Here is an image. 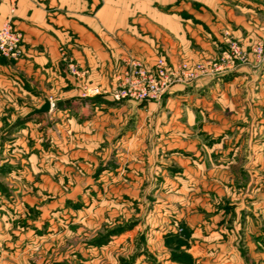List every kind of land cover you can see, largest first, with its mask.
<instances>
[{
  "label": "rangeland",
  "instance_id": "374dc122",
  "mask_svg": "<svg viewBox=\"0 0 264 264\" xmlns=\"http://www.w3.org/2000/svg\"><path fill=\"white\" fill-rule=\"evenodd\" d=\"M3 25L20 34L22 54L0 58L18 62L23 33ZM227 36L209 60L234 48L239 59L231 56L230 71L190 85L230 76L225 88L206 95L211 114L192 105L204 104L203 95L127 104L103 93L84 96V85H96L73 80L76 91H57L46 98L49 112L25 118L44 100L17 90L22 80L13 72L14 83L0 91V264L224 263L223 233L239 224V165L251 162V149L264 159V124L250 122L255 113L241 117L246 99L248 112L264 115L250 104L263 83L256 73L232 79L241 68H262L264 43L244 49ZM59 54L64 77L77 76L71 66L87 74L64 46Z\"/></svg>",
  "mask_w": 264,
  "mask_h": 264
},
{
  "label": "crops",
  "instance_id": "0c3cea01",
  "mask_svg": "<svg viewBox=\"0 0 264 264\" xmlns=\"http://www.w3.org/2000/svg\"><path fill=\"white\" fill-rule=\"evenodd\" d=\"M7 21L23 33L25 57L12 63L0 58V91L11 85L14 72L22 80V88L18 85L17 90L25 94L37 91L43 100L59 90L67 92L69 86L73 87L70 92L76 91L83 82L102 88L113 85L128 57L152 67L158 56L169 64L213 59L225 48L227 35L244 49L257 41L264 43V0H0V27ZM61 46L86 75L61 74ZM234 73V80L256 73L263 83L257 86L264 88V65L257 72L244 67ZM230 79L174 86L166 102L180 101L186 94L203 95L204 104L196 101L192 105L205 108L201 114H211L207 110L214 102L206 101V95L218 93ZM262 88L256 99L250 100L253 107L255 102L264 108ZM173 96L177 100L171 99ZM216 100L222 102V98ZM218 102L215 104L220 105ZM244 102L241 117L255 113L250 122L264 124V115L257 109L248 112L249 100ZM261 129L264 137V126ZM249 152L254 154L251 162L239 165L243 192L239 206L233 209L239 224L223 233V264H264V159L258 149Z\"/></svg>",
  "mask_w": 264,
  "mask_h": 264
},
{
  "label": "built area",
  "instance_id": "2783aa9c",
  "mask_svg": "<svg viewBox=\"0 0 264 264\" xmlns=\"http://www.w3.org/2000/svg\"><path fill=\"white\" fill-rule=\"evenodd\" d=\"M233 51L231 55L224 52L218 60L189 63L180 61L169 64L164 57H158L152 67H146L139 60L128 57L124 60V70L116 76L114 84L108 88L90 87L84 85L82 94L99 95L103 93L115 102L133 101L139 104L158 102L177 85L190 86L203 78L222 76L230 71V59L238 60L239 54ZM256 54L262 53V48L254 50ZM22 54L20 47V34L11 30L9 25L0 28V55L5 58L17 60ZM74 75L78 71L70 67Z\"/></svg>",
  "mask_w": 264,
  "mask_h": 264
},
{
  "label": "water",
  "instance_id": "95a60500",
  "mask_svg": "<svg viewBox=\"0 0 264 264\" xmlns=\"http://www.w3.org/2000/svg\"><path fill=\"white\" fill-rule=\"evenodd\" d=\"M68 101H65V103H67ZM62 102H59L57 105H61ZM51 110V102L47 99L44 100V103L39 107V108H35L34 110H32L31 112H29L25 118H29L32 116H36V115H40V114H44L47 113Z\"/></svg>",
  "mask_w": 264,
  "mask_h": 264
}]
</instances>
